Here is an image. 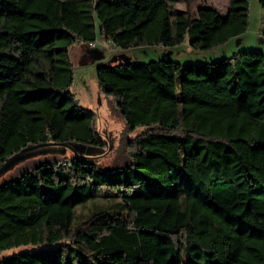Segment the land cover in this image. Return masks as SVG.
<instances>
[{
    "label": "trees",
    "instance_id": "16d2710c",
    "mask_svg": "<svg viewBox=\"0 0 264 264\" xmlns=\"http://www.w3.org/2000/svg\"><path fill=\"white\" fill-rule=\"evenodd\" d=\"M192 1L0 0V167L43 145L0 184V252L25 248L0 264H264V54L97 67L126 134L107 167L110 139L71 91L69 51L96 25L120 51L246 32L249 0L224 17Z\"/></svg>",
    "mask_w": 264,
    "mask_h": 264
},
{
    "label": "rangeland",
    "instance_id": "374dc122",
    "mask_svg": "<svg viewBox=\"0 0 264 264\" xmlns=\"http://www.w3.org/2000/svg\"><path fill=\"white\" fill-rule=\"evenodd\" d=\"M217 10L219 15L224 16L228 8V0H194L190 5L193 14L200 8H211ZM175 8L178 13H183L185 0H175ZM264 10L257 0H249L248 26L246 32L224 44L209 51H197L188 46V38L179 46L162 47L154 46L145 49H132L120 51L112 49L111 44L104 40L96 25L95 48L87 44H78L71 47L69 51L70 61L73 67L74 84L71 88L79 106L87 111L97 114L95 127L103 131L110 139L112 146L110 153L103 160L102 164L107 167L123 152L126 134L123 122L111 113V98L99 94L96 78V69L99 66H117L135 63H148L158 60H168L179 64H205L216 63L225 58H231L240 52H258L264 54ZM144 129H137L129 134L135 137ZM31 157L25 156L17 161L8 170L0 174V184L10 180L17 173L27 167ZM83 213L85 210L82 211ZM31 248V247H30ZM29 248V249H30ZM25 248H15L0 252V261L7 259L14 254L24 251Z\"/></svg>",
    "mask_w": 264,
    "mask_h": 264
},
{
    "label": "water",
    "instance_id": "95a60500",
    "mask_svg": "<svg viewBox=\"0 0 264 264\" xmlns=\"http://www.w3.org/2000/svg\"><path fill=\"white\" fill-rule=\"evenodd\" d=\"M42 147H43V145H38V146L27 147V148L21 150L19 153H17L13 157H11L8 161H6L4 163V165H2L0 167V174L5 172L6 170H8L13 164H15L25 154H28V153H31L33 151L39 150ZM65 147L69 148L68 145H65Z\"/></svg>",
    "mask_w": 264,
    "mask_h": 264
},
{
    "label": "built area",
    "instance_id": "2783aa9c",
    "mask_svg": "<svg viewBox=\"0 0 264 264\" xmlns=\"http://www.w3.org/2000/svg\"><path fill=\"white\" fill-rule=\"evenodd\" d=\"M262 32H263V35H264V28H263ZM109 43H110V42H109ZM110 44H111V43H110ZM89 46H90L92 49L95 48V42L89 44ZM111 47H112V49H115V48L113 47V45H111Z\"/></svg>",
    "mask_w": 264,
    "mask_h": 264
},
{
    "label": "crops",
    "instance_id": "0c3cea01",
    "mask_svg": "<svg viewBox=\"0 0 264 264\" xmlns=\"http://www.w3.org/2000/svg\"><path fill=\"white\" fill-rule=\"evenodd\" d=\"M211 8L214 9V7H212V6H211ZM215 11L217 12V10H215ZM226 13H227V11H226ZM218 14H219V13H218ZM225 15H226V14H225ZM225 15H224V16H225ZM220 16H221V15H220ZM224 16H222V17H224Z\"/></svg>",
    "mask_w": 264,
    "mask_h": 264
}]
</instances>
